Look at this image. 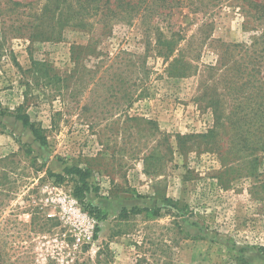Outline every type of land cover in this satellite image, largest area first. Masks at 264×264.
<instances>
[{
	"label": "rangeland",
	"instance_id": "obj_1",
	"mask_svg": "<svg viewBox=\"0 0 264 264\" xmlns=\"http://www.w3.org/2000/svg\"><path fill=\"white\" fill-rule=\"evenodd\" d=\"M43 1L0 0V264H264V20L249 0H151L44 37ZM73 166L91 171L83 200Z\"/></svg>",
	"mask_w": 264,
	"mask_h": 264
},
{
	"label": "trees",
	"instance_id": "obj_2",
	"mask_svg": "<svg viewBox=\"0 0 264 264\" xmlns=\"http://www.w3.org/2000/svg\"><path fill=\"white\" fill-rule=\"evenodd\" d=\"M162 1L163 6L171 4L168 0ZM21 3V1L15 2V4L18 5ZM151 5V0H44L40 8L36 27L38 29L41 28L39 34L44 37L46 35L45 33H47L46 31L49 29L58 34H62L63 30L70 26L78 29H85L88 26H93L94 20L92 19L96 18V21L101 24V29H109L112 21L117 19L132 20L142 7L146 11H150ZM247 6L249 11L250 9H252V11L254 9L256 10L255 16H257V19L264 20V1L257 2L255 0H249ZM262 37L264 40V30L262 32ZM228 49H230L229 45L227 46V51ZM42 69L43 72H41ZM28 70L38 73L37 77H40L45 83H49L54 79L44 62L34 61L32 67ZM1 107L2 102L0 98V108ZM15 117L21 120L25 127L32 130L37 141L44 145L47 144L48 138L45 134V129L39 123L33 121L28 113L19 111L15 114ZM65 172L67 174L76 175L79 178L74 193L83 200L86 193L91 189L89 182L91 171L89 169L73 166L66 167ZM56 176L61 179L64 178L62 174H57ZM141 210V208L134 207L132 212L139 213ZM144 210H147V208H144ZM128 214V209L123 208L120 215L121 217H125L128 216ZM261 249L264 251V246H261ZM241 264H247L244 257L241 259Z\"/></svg>",
	"mask_w": 264,
	"mask_h": 264
},
{
	"label": "built area",
	"instance_id": "obj_3",
	"mask_svg": "<svg viewBox=\"0 0 264 264\" xmlns=\"http://www.w3.org/2000/svg\"><path fill=\"white\" fill-rule=\"evenodd\" d=\"M59 200L62 203H64L65 206L68 205V204H72L74 202L76 203V200L74 198L68 196L67 194H64V195L60 196L59 197ZM49 215L52 216V215H54V213L53 212H50Z\"/></svg>",
	"mask_w": 264,
	"mask_h": 264
}]
</instances>
